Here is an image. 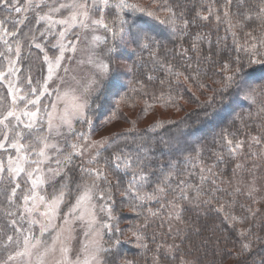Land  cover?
I'll list each match as a JSON object with an SVG mask.
<instances>
[{
  "label": "snow or ice",
  "instance_id": "6c2138e0",
  "mask_svg": "<svg viewBox=\"0 0 264 264\" xmlns=\"http://www.w3.org/2000/svg\"><path fill=\"white\" fill-rule=\"evenodd\" d=\"M19 3L20 0H0V8L35 14L36 23L43 24L48 33L57 37L53 47L58 48L59 55L54 59L44 56L48 74L40 89L31 87V77L27 78L26 87L24 79H11L21 71L16 65L22 58V41L17 39L13 49L8 39L3 40L5 51L0 52V57L8 60V71L0 72V79L7 82V93H0V153L6 154L7 159H0V197L6 202V215L11 219L0 229V252L3 253L0 264H49V257L55 258L57 254L59 258L54 264H121L123 233L117 225L120 211L116 206L117 193L122 197L120 204L126 205L139 218L130 229L135 246L147 251V231L154 225L161 230L167 227L165 236L173 243H158L152 254V264H161L168 257L175 259L181 247L175 241L178 238L183 242L187 232L181 235L182 230L176 228L177 235L173 236V222L187 223L184 214L188 206L200 207L215 202L219 204L218 211H223L226 206L234 207V202L221 203L216 196L226 189L219 186L224 183L218 180L223 171L218 173L215 169L226 158L238 160L245 154V144L250 150L254 145H264V135L240 139L235 133L224 132L220 140L213 141L217 147L211 150L214 159L210 164L204 160V147L199 146L182 152L183 170L180 161L173 159L168 161L165 172V165L153 163L155 147L141 144L132 151L126 147L116 148L115 142L119 137L91 141L93 119L88 112L91 97L100 91L102 82L110 73L118 70L112 63L118 50L131 48L133 52H149L154 66L163 70L164 78L159 81L161 95L153 94L154 99L165 104L172 102V93L178 91L182 77L183 83L195 88L201 96L206 91L211 92L198 107L235 111L243 101L249 106V118L264 120V83L254 76V66L264 68V0H223V3L209 0L207 6L201 3L191 19L190 0H152L151 9L129 0H24L23 7L18 6ZM109 13L111 19L108 18ZM122 13L157 20L172 34L179 35L181 40L189 35L190 27L196 26L198 21L208 23L214 17L217 31L222 24L226 35L217 36V50L213 53L211 32H197L191 43V52L196 54V60L193 62L189 49L184 48L177 55L185 58V64L182 69H177L158 58L159 41L155 36L135 22L130 23ZM252 21L256 22L255 28L244 31ZM7 23V19L0 20V30L7 37H15L18 29L9 30ZM19 23L23 24L24 20ZM100 29L106 34L104 39L96 35ZM237 29L247 37L243 43ZM44 34L42 31L40 36ZM228 35L232 37L233 46L230 54L222 57L220 41H226ZM38 40L33 35L30 44L43 52ZM81 44L82 49L79 47ZM102 44L105 47L97 52ZM205 46L207 55L204 54ZM81 50L86 55L77 61L78 65L94 71L88 74L86 82L78 90L65 76H59L58 70L63 68L68 74L69 69L62 64L65 53H73L67 57L73 59ZM13 52L15 59L11 58ZM214 55L217 57L215 60ZM201 61L208 62L215 69L211 76L201 69ZM155 79L154 75L147 76L148 81ZM56 80H59L58 84H55ZM71 80L80 85L75 75ZM205 80H210L217 87L209 88ZM136 83L144 87L143 81L137 80ZM165 87L168 89L166 99ZM45 99L47 102H43ZM125 99L120 97L117 104ZM216 115L204 113L209 121ZM241 120L243 123V118ZM77 124H86L89 132H77ZM244 127L249 125L244 124ZM260 127L264 131V124ZM179 148L178 144L162 141V151ZM85 153H91L87 160L89 167L81 166L77 178L70 169L76 158L83 157ZM261 156H264V151H250L248 154V158ZM243 167L237 162L233 174ZM115 172L123 174L126 183L118 180L113 185L109 173ZM47 187L52 188L50 193ZM149 187L151 191H148ZM234 191L239 193L241 189ZM257 191L253 179L247 185L246 194L254 203L257 201L253 194ZM154 202L159 203L160 208H149L147 213L142 211L144 204ZM65 206L66 211L63 210ZM162 209L167 211V215L162 214ZM247 211V217L225 212L224 219L231 221L229 226L234 228L237 223L244 224L256 218L258 210ZM61 215L63 225L49 239L48 234L57 227L54 221ZM25 222L27 227L23 226ZM77 224L83 235L78 251L73 245L77 239ZM256 226L249 223L247 228L237 230L241 241L240 255L250 256L254 243L264 242V238L252 232ZM194 231L199 234L200 229ZM155 239L154 234L152 240ZM122 264H131V261L123 259ZM178 264L195 262L181 258ZM252 264H257L255 257ZM259 264H264V256L260 257Z\"/></svg>",
  "mask_w": 264,
  "mask_h": 264
},
{
  "label": "trees",
  "instance_id": "16d2710c",
  "mask_svg": "<svg viewBox=\"0 0 264 264\" xmlns=\"http://www.w3.org/2000/svg\"><path fill=\"white\" fill-rule=\"evenodd\" d=\"M130 3H139L140 6L151 9L153 7L152 0H134ZM209 0H190L189 19L195 15V10L200 8L201 3L206 6ZM24 0H20L18 6L23 5ZM223 3V0H219ZM125 18L131 23L135 22L137 25L145 28L155 36L159 41L157 56L166 63H171L177 69H182L185 64V58L177 55L182 49H189V56L192 61L196 60V54L191 52L192 37L197 32H211L213 53L217 50L216 40L217 36H225V26L219 25L217 31V22L215 18L208 22L198 21L197 25L190 27L189 35L185 36L183 40L179 35L172 34L168 28L161 25L157 20H153L143 15H133L132 13H122ZM14 10H7L0 8V20L7 19V27L9 30H16L15 37H8L12 47H15L17 39L22 41V58L19 60L21 65L20 75L25 80L27 77L35 79L40 77L42 70L41 52L30 44L31 37L37 36L43 29L42 24L36 23L35 14L25 13L24 18L19 17ZM164 14L161 13V18ZM27 17V19H25ZM108 18L111 19L109 13ZM24 20V23H19ZM235 23V19L233 20ZM256 22L252 21L244 31L255 28ZM103 31V36L106 34ZM240 42L243 43L247 37L244 36L243 31H239ZM258 35V33H253ZM110 43V42H109ZM232 37L227 36V40L220 41L219 48L222 50V57H227L232 49ZM105 47V45H103ZM3 45L0 43V52H2ZM208 48L204 47V54L207 55ZM221 57V58H222ZM3 57H0V66L3 64ZM213 59H217L214 55ZM112 63L117 67V71L110 73L108 79L104 80L100 91L93 95L88 109L89 114L93 119V130L91 133L102 129L104 126L111 124L116 120L124 122V126L117 130L114 137H119L115 142L116 148H127L129 151L136 150L137 145H145L148 147H155L153 153V163L165 165L164 171L169 160H179L181 163V170H183L182 152L191 151L196 147L203 146L205 149L204 160L211 163V150L217 147L213 143L214 140H220L224 132L235 133L240 139H247L251 135H264L261 130V125L264 120H258L255 117L249 118V106L243 101L235 108V111L224 109H213L211 107L205 109L198 107L203 102L205 97L211 95V92L206 91L203 96L196 91L195 88H189L187 84L183 83L181 77V85L178 91H173L174 100L168 104L163 101L156 100L155 96H160V79L164 78L163 70L158 66H154L149 52H140L139 50L133 52L131 48H120L114 55ZM256 71L254 76L256 79L264 83V68L254 66ZM131 69V71H129ZM201 69L206 70L209 76L215 71L211 64L201 61ZM154 75L155 81H148L147 76ZM137 80L143 81L144 87L141 88L136 83ZM209 88L217 87L212 85L210 80H205ZM136 88L137 91L132 89ZM0 93H7L3 85L0 83ZM146 93V94H145ZM168 95V89L165 87V99ZM120 97H126L125 100L117 104ZM182 109V110H178ZM213 112L216 118L209 121L205 119L204 113ZM255 112V108L252 109ZM115 113V115H113ZM241 118H243V123ZM244 124L249 127L245 128ZM162 141H169L173 145H179V150L162 151ZM111 151V149L109 150ZM250 151L258 152L264 151V145L252 146L251 150L245 144L244 155L240 156L238 160L225 159L223 163H219L215 169L218 173L223 171L222 176H218V180H223L219 186L226 189V192H218L216 196L221 203L225 201L232 203L234 207H225L223 211H218V203L211 205H201L200 207L188 206L184 214V220L187 223L173 222L175 227L172 235L176 236V228L181 229V235L187 232V238L181 242L178 238L176 243H180L181 247L176 253L175 259L168 257L161 261V264H178L181 258H187L195 264H252V259L255 257L257 264L259 259L264 256V242L256 241L253 245L250 256L240 255V238L237 235V230L247 228L249 223L257 225L252 228V232L264 238V189L263 195L259 202H253L245 193V187L236 185L239 182V177L234 180L233 168L237 162L247 161L246 166L259 167L264 170V156L259 158H248ZM82 163L77 159L70 171L74 176L79 178V169ZM190 167V165H189ZM198 171V169H197ZM156 177H154L155 179ZM109 180L115 185L119 180L121 183H126V177L119 173H109ZM228 181H231L229 184ZM264 187L263 181L260 182ZM211 187V186H209ZM49 188V187H48ZM240 188L241 191L236 193L234 190ZM151 187L148 191H151ZM117 208L120 209L118 215L117 225L122 231L120 257L121 264L123 259L131 261V264H152V254L158 243H173L172 239L165 236L167 227L163 230L157 228L155 225L147 231V243L149 249L147 251L139 249L135 246L134 239L131 238L130 229L138 222V217L131 212L126 205H121L122 197L116 194ZM156 210L160 208L159 203H146L142 207V211L147 213L148 209ZM247 209L257 211L256 218L251 221H246L244 224L237 223L235 227H230L231 221L224 219L225 212L231 213L237 217H247L249 212ZM6 202L0 197V229L3 228L6 215ZM162 214L167 215V211L162 209ZM199 228V234H196L194 229ZM156 235L155 241L152 240L153 235Z\"/></svg>",
  "mask_w": 264,
  "mask_h": 264
},
{
  "label": "rangeland",
  "instance_id": "374dc122",
  "mask_svg": "<svg viewBox=\"0 0 264 264\" xmlns=\"http://www.w3.org/2000/svg\"><path fill=\"white\" fill-rule=\"evenodd\" d=\"M129 1H134V0H129ZM23 5H24V3H23ZM23 5H21L20 7H23ZM26 14H28V13H26ZM24 16H25V12L22 11L21 13H18L17 19H19V17L24 18ZM42 31L45 33L43 37L40 36V33ZM41 32L36 37L39 38L38 42L41 43V46L44 48L43 52H41L40 49H38L41 52V57H42V70H41L40 77L38 76L35 79L31 78L32 81H33L31 87H36L37 89L41 88V85H42L44 79L47 77V74H48V66H47V64L44 61V56L47 55L50 59H54L55 56L59 55L58 48L53 47V45L56 44L57 37H54L52 34L48 33L45 30V26L44 25H43V29L41 30ZM96 35H99L101 37V39L105 38L103 36L102 29L98 30ZM7 38L8 37L4 35L3 31L0 30V43H2V45H3L2 52L5 51V45L3 44V40L7 39ZM65 43H67V41H65ZM79 47L82 49L83 45L81 44V45H79ZM103 48L104 47H103V44H102V45H100L99 48L96 49V51L100 52ZM13 49H15V47H13ZM85 55L86 54L81 50V51H78L74 55L73 59H67V57L73 56V53L66 52L65 53V57L66 58L62 61V64L69 69V73L66 74L63 71V68L58 70V75L59 76H65L66 79H68L69 83H72L74 87H78V90L86 82L88 74L91 71H94V69H90L87 66L81 68L78 65L77 61L80 60L81 58H84ZM3 58H4L3 61H2L3 64L0 66V72L7 73V71H8V60L5 57H3ZM11 58L15 59V53L14 52L12 53ZM16 66L18 68H21V65H20L19 61H17V65ZM73 75H75L77 77V79L80 80V85L79 86L75 85L74 82H72L71 76H73ZM21 78L23 79L22 75H20V72H17L14 76H11V79H13V80H17V79H21ZM27 78L24 80L26 87H27ZM0 83L3 85L4 89L7 92V82H6V80L0 79ZM58 83H59V80H56L55 84H58ZM55 84H52V86H55ZM43 102H47V100L45 99ZM124 125H125L124 122H122L120 120H116V121L112 122L111 124L104 126L102 129L96 131L95 133H91V141L95 142V141L100 140L101 138H112L114 136V134L117 132V130L122 128ZM76 131L77 132H85V133H87V132H89V129H88V126L86 124H84V125L77 124L76 125ZM11 154L14 155L15 153L12 152ZM90 155H91V153H85V155L83 157H78L76 159L82 163L81 166L89 167V165L87 164V160L89 159ZM0 159L6 161L7 155L3 154V153H0ZM239 163L243 164L244 167L242 169H238L237 170V172L234 175L232 180H234L236 177H239V182L236 185H238V187H239V185L244 186L245 187V193H247V185H248V183L250 181H252L254 179L256 187L258 188V191L255 192L253 195H254L255 200L257 202H259L260 198L263 195L262 191L264 189L263 184L260 183L261 181H263L264 170L260 169L259 167H257V168L252 167L251 164H249V167H247L246 166L247 161H241L240 160ZM21 183L23 184V181H21ZM47 191L50 193L52 191V188L51 187H49V188L47 187ZM13 210H15V209H13ZM63 210L66 211L67 210V206H65ZM9 219H11V218H9V217H7V215H5V222H7ZM18 223H21V222L18 221ZM54 223L56 224L57 227L55 229H53L48 234V238L49 239H50V237L52 235H55V232L58 231L60 229V227L63 225V217H62V215L59 218H57L54 221ZM23 226L27 227L26 222L23 223ZM9 231H11V230H9ZM36 234L37 235L39 234L38 230H37ZM75 235H76L77 239L75 241H73V245H74L75 249L78 251L79 247H80V241L83 239L82 229L80 228V226L78 224L76 225V233H75ZM73 256H75V252L73 253ZM0 257H3V253L2 252H0ZM56 258H59L58 254H57V256L55 258L49 257V264H54Z\"/></svg>",
  "mask_w": 264,
  "mask_h": 264
}]
</instances>
